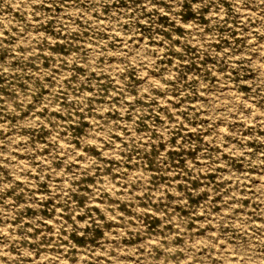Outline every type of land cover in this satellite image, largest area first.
<instances>
[{
  "label": "rangeland",
  "instance_id": "374dc122",
  "mask_svg": "<svg viewBox=\"0 0 264 264\" xmlns=\"http://www.w3.org/2000/svg\"><path fill=\"white\" fill-rule=\"evenodd\" d=\"M0 264H264V0H0Z\"/></svg>",
  "mask_w": 264,
  "mask_h": 264
}]
</instances>
